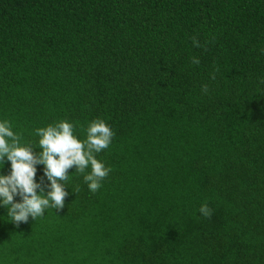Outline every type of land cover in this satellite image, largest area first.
Wrapping results in <instances>:
<instances>
[{"label":"trees","instance_id":"obj_1","mask_svg":"<svg viewBox=\"0 0 264 264\" xmlns=\"http://www.w3.org/2000/svg\"><path fill=\"white\" fill-rule=\"evenodd\" d=\"M96 118L101 188L73 167L63 209L0 207V264H264V0H0V119Z\"/></svg>","mask_w":264,"mask_h":264},{"label":"clouds","instance_id":"obj_2","mask_svg":"<svg viewBox=\"0 0 264 264\" xmlns=\"http://www.w3.org/2000/svg\"><path fill=\"white\" fill-rule=\"evenodd\" d=\"M193 45L200 47L195 39ZM193 63L200 61L193 57ZM202 91L207 92L206 85ZM114 135L103 118L91 120L83 138L76 132L73 122L62 119L37 128L35 136L38 139L33 144L14 131L9 120L0 119V170L6 161L11 168L8 174L0 171V207L7 210L9 221L18 226L28 222L30 217L34 220L43 217L48 209H63L72 174L68 170L73 167V173L82 174L88 190L97 192L111 171L97 154L111 145ZM38 165H43L40 181L36 180ZM45 178L46 186L43 184ZM199 212L204 217L211 215L207 203L200 206Z\"/></svg>","mask_w":264,"mask_h":264}]
</instances>
